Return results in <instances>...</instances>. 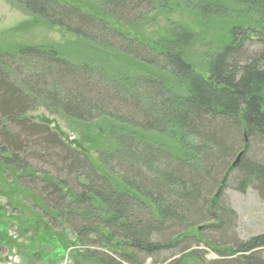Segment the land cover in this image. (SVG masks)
<instances>
[{
  "label": "trees",
  "instance_id": "trees-1",
  "mask_svg": "<svg viewBox=\"0 0 264 264\" xmlns=\"http://www.w3.org/2000/svg\"><path fill=\"white\" fill-rule=\"evenodd\" d=\"M6 1L128 61L106 69L52 45L0 49V179L41 210L32 221L44 240L67 247L69 232L98 244L82 255L97 264H184L199 242L220 255H196L201 264H264V232L232 246L202 236L234 223L226 189L264 198V161L249 155L264 145V0L191 1L199 30L173 24L150 43L108 19L138 21L152 0H100L96 11L74 0ZM220 31L196 70L194 46ZM38 107L91 128L104 147L91 158L52 119L27 116Z\"/></svg>",
  "mask_w": 264,
  "mask_h": 264
},
{
  "label": "rangeland",
  "instance_id": "rangeland-1",
  "mask_svg": "<svg viewBox=\"0 0 264 264\" xmlns=\"http://www.w3.org/2000/svg\"><path fill=\"white\" fill-rule=\"evenodd\" d=\"M74 1L92 11L100 7V0ZM191 1L194 0H152V9L138 21H116L111 18L108 21L111 26L127 36L150 43L173 24H186L192 30H199V26L188 12ZM220 36L221 31L213 33L207 36L206 46H194L189 60L196 70L203 71L201 58L210 52L211 48L218 46ZM19 44L52 45L70 61L90 62L106 69H117L128 65L126 58L121 55L98 48L93 44L82 43L57 27H47L39 20L30 18L15 4L0 0V49H10ZM27 116L34 121H39L41 118L52 119L51 126L56 127L67 140L80 144L91 158H95L96 150L104 147L103 143L101 146L96 145L91 128H85L63 116L49 114L42 107L28 112ZM249 155L251 158L264 161V145H255L251 148ZM225 199L236 217L234 223H231L230 230L227 234L220 236L211 227L203 230V237L213 240L216 245L219 243V245L232 246L237 239L244 241L264 232V198L260 197L253 188H247L244 192L228 188L225 191ZM33 212L34 215H32ZM41 215H43L41 210L32 204L27 195L17 194L14 189L10 190L9 182L0 179V264H74V262L97 264L84 259L82 255L86 247L100 248L98 244L77 242L69 232L63 233L64 243L73 242L67 247L54 239L44 240L46 237L42 236L43 230L32 221ZM206 225H202L201 228ZM60 229L62 226L57 227V230ZM111 249L119 251L118 248ZM192 249L198 251L196 255H199V258L202 255L206 260L220 256L214 250L204 246L202 242L192 243L189 250ZM196 255L185 256L184 264H201L202 261ZM177 256H180V253L174 257ZM142 264H152L151 259H145Z\"/></svg>",
  "mask_w": 264,
  "mask_h": 264
},
{
  "label": "water",
  "instance_id": "water-1",
  "mask_svg": "<svg viewBox=\"0 0 264 264\" xmlns=\"http://www.w3.org/2000/svg\"><path fill=\"white\" fill-rule=\"evenodd\" d=\"M241 154H242V151L237 154V156H236L235 161L233 162V164H235L238 161V159L241 156Z\"/></svg>",
  "mask_w": 264,
  "mask_h": 264
}]
</instances>
